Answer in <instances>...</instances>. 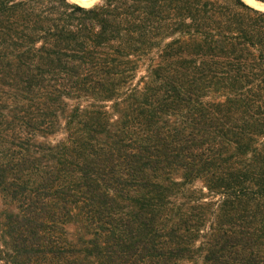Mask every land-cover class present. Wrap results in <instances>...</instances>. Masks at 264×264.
Segmentation results:
<instances>
[{
	"label": "trees",
	"instance_id": "1",
	"mask_svg": "<svg viewBox=\"0 0 264 264\" xmlns=\"http://www.w3.org/2000/svg\"><path fill=\"white\" fill-rule=\"evenodd\" d=\"M0 264H264V11L0 0Z\"/></svg>",
	"mask_w": 264,
	"mask_h": 264
},
{
	"label": "water",
	"instance_id": "2",
	"mask_svg": "<svg viewBox=\"0 0 264 264\" xmlns=\"http://www.w3.org/2000/svg\"><path fill=\"white\" fill-rule=\"evenodd\" d=\"M88 1H91L92 3H91V5H89V6H84V5H82L80 2H76V1H72L73 3H76V4H78V5H80V6H83V7H94V6H96V5H98L99 3H101L103 0H88ZM255 1V0H254ZM256 2V1H255ZM260 4H262V3H260ZM263 6H264V4H262ZM254 7V6H253ZM256 8V7H255ZM256 9H260V10H262V11H264V9H261V8H256Z\"/></svg>",
	"mask_w": 264,
	"mask_h": 264
},
{
	"label": "rangeland",
	"instance_id": "3",
	"mask_svg": "<svg viewBox=\"0 0 264 264\" xmlns=\"http://www.w3.org/2000/svg\"><path fill=\"white\" fill-rule=\"evenodd\" d=\"M71 1V0H70ZM72 1H75V0H72ZM245 1H247V3L248 4H250L251 6H254V7H256V8H261V9H264V6L262 5V4H260V3H258V2H255L254 0H245Z\"/></svg>",
	"mask_w": 264,
	"mask_h": 264
},
{
	"label": "bare ground",
	"instance_id": "4",
	"mask_svg": "<svg viewBox=\"0 0 264 264\" xmlns=\"http://www.w3.org/2000/svg\"><path fill=\"white\" fill-rule=\"evenodd\" d=\"M76 2H80L82 5L84 6H89L91 5V1H88V0H75ZM250 1V0H249ZM247 2V1H246ZM259 8V7H258Z\"/></svg>",
	"mask_w": 264,
	"mask_h": 264
}]
</instances>
